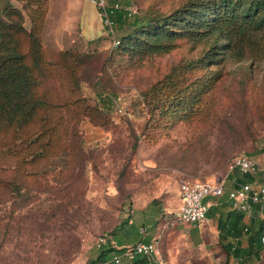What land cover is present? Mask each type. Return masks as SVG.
I'll return each mask as SVG.
<instances>
[{
	"label": "rangeland",
	"instance_id": "rangeland-1",
	"mask_svg": "<svg viewBox=\"0 0 264 264\" xmlns=\"http://www.w3.org/2000/svg\"><path fill=\"white\" fill-rule=\"evenodd\" d=\"M178 1L105 5L165 12ZM4 7L21 11L25 31L34 25L48 71L39 93L70 100L25 130L50 129L38 149L9 130L0 133V264H86L100 248L97 237L131 217L155 229L161 260L217 264L208 247L187 239L196 230L167 219L182 180L225 182L242 153L264 171V36L241 57L214 65L190 109L149 120L142 93L173 66L195 59L201 43L179 39L163 53L109 56L122 31H110L92 0H0V17ZM62 59H70L74 75ZM147 203L152 209L140 213ZM134 230L125 222L111 238L133 239Z\"/></svg>",
	"mask_w": 264,
	"mask_h": 264
},
{
	"label": "trees",
	"instance_id": "trees-1",
	"mask_svg": "<svg viewBox=\"0 0 264 264\" xmlns=\"http://www.w3.org/2000/svg\"><path fill=\"white\" fill-rule=\"evenodd\" d=\"M107 15L111 27L122 31L116 49L109 56L163 53L173 48L179 39L204 46L195 59H187L173 66L162 80L142 93L143 101L148 107L149 120L170 117L172 114L168 113L173 111L174 114L178 107L190 109L202 97L208 79H213L207 74H213L214 65L241 57L257 36H264V0H179L165 12L147 9L143 13H136V10L132 12L115 2L107 7ZM22 21L20 10L10 7L2 9L0 133L9 130L15 134V138L29 139L28 145L39 144L38 149L41 142L49 139L50 129L41 124L29 133L25 130L38 117L45 119L42 112L64 108L70 99L54 100L39 93L41 80L48 72L45 69L47 63L41 59V47L34 35V25L29 31H25ZM69 60L62 59L59 64L66 67L70 75H74L75 71L68 64ZM79 62L78 60L77 63ZM195 71H201V74L193 78L184 74ZM41 153L42 150L33 153V157H38ZM242 154L251 157L250 154ZM232 171L239 173L238 183H251L253 187L264 186L263 169L255 175L243 174L237 169ZM8 185L19 189L18 186H12V183ZM154 202L152 200L151 204ZM253 211L255 218L252 222L245 212L236 210L237 219L242 222L239 225L227 224V232L235 236L242 245L233 246L232 250L231 243L224 245L223 264H249L247 258H261L260 255L264 252V243L261 241L264 236V213H259L257 207ZM208 214L217 220L216 207L211 206ZM125 222L126 219L119 222L111 233L104 236L111 238L117 227ZM120 250L112 244L102 246L86 264L102 262ZM139 262L143 264L144 260L140 259Z\"/></svg>",
	"mask_w": 264,
	"mask_h": 264
},
{
	"label": "built area",
	"instance_id": "built-area-1",
	"mask_svg": "<svg viewBox=\"0 0 264 264\" xmlns=\"http://www.w3.org/2000/svg\"><path fill=\"white\" fill-rule=\"evenodd\" d=\"M102 10L105 23L112 32L111 21L107 15L106 0H92ZM117 44V41H114ZM230 169H237L243 174L255 175L262 170L259 163L251 157L239 154L230 164ZM226 195L231 206L251 216L255 207L259 213H264V186L253 187L251 183H238L235 187L225 190L224 181H204L201 179H185L179 185L180 203L177 210L169 214L167 223L170 225H197L204 226L208 222L207 198H217ZM264 242V237L261 238ZM114 245L111 238L99 236L96 246ZM136 255L144 257L143 264H154L157 261L156 241H137L122 248L118 253L97 264H120V259L125 256L129 259Z\"/></svg>",
	"mask_w": 264,
	"mask_h": 264
},
{
	"label": "crops",
	"instance_id": "crops-1",
	"mask_svg": "<svg viewBox=\"0 0 264 264\" xmlns=\"http://www.w3.org/2000/svg\"><path fill=\"white\" fill-rule=\"evenodd\" d=\"M238 178L239 176H237V174L235 175V173L233 172L228 174L227 180L224 182L225 190L227 191L235 187L238 184ZM176 202H177L176 207L170 214L174 213L179 206L180 203L179 191L177 192ZM206 203H207L208 222L204 226L190 225L191 226L190 228L196 231L192 232L191 234H187L186 237L189 241L196 242L197 245L200 247H208L209 251L214 256H217V264H223L224 255H225L224 245H227V243H231L232 244V246L230 247L231 250L233 246L242 245L241 242L238 241V239L235 236H232L229 232H227V228L229 227L227 224L239 225L242 221H239L237 219L236 210L233 209L226 195L217 198H207ZM211 206L217 208V220L213 217H210L208 214V210L210 209ZM137 209H140V213H145L148 209L151 210L152 207H149L147 203L143 206H138ZM246 217L250 219L252 222L253 219L255 218V215L254 214H252L251 216L246 215ZM244 219L246 220V218ZM126 221L130 225L134 226L135 236L133 239H123L120 241V243L115 242L112 236L113 239L112 238L111 239L116 249H122L137 241L149 242L155 240L156 231L154 228L147 227L141 221H139L137 217H131L129 219H126ZM115 253L118 252H114V254ZM260 257L261 258L259 260L255 259L254 257H249L247 258V262L249 264H264V252L261 253ZM140 259L144 260V257L142 255H136L135 258L129 259L125 256H122L120 259V264H140L139 262ZM154 264H169V263L167 261L161 260L157 255V261Z\"/></svg>",
	"mask_w": 264,
	"mask_h": 264
}]
</instances>
